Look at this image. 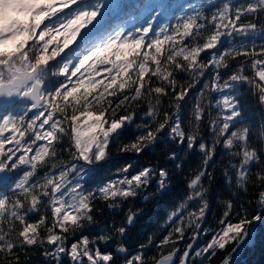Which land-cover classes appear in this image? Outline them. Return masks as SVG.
Segmentation results:
<instances>
[{"label": "snow or ice", "instance_id": "obj_1", "mask_svg": "<svg viewBox=\"0 0 264 264\" xmlns=\"http://www.w3.org/2000/svg\"><path fill=\"white\" fill-rule=\"evenodd\" d=\"M129 7L135 6L125 0H0V264H28L20 253L26 256L29 246L36 247L45 240L50 248L42 255L50 257L51 264H115L118 254H124L123 264H148L144 252L153 246L151 237L147 244L139 245L136 254H129L122 244L113 251H103L99 243H107L111 237L90 239L83 234L84 222H93L97 193L105 201L143 194L147 202L168 189L169 171L161 168L157 172L145 166L129 176L134 166L129 163L119 169L122 178L92 190L85 188V177L109 157L111 144H117L119 152L139 154L166 128H170L174 141H186L187 149H193L197 133L186 134L181 128L179 110L190 89L207 72L211 75L205 79L191 113L198 126L206 107L209 115L213 107L217 109L209 121L211 144H198L205 167L188 185L192 192L187 201H198L199 207L187 213L186 221L180 211L186 203L167 217L170 230L155 247H173L154 264H197L194 258L204 264L209 256L216 255L215 249L246 243L250 237L246 226L264 220V208L249 220L247 209L241 206L233 223L229 219L233 204L226 201L219 230L205 245L196 246L208 208L209 189L204 178L209 182L213 178L206 166L217 145L237 149L229 154L240 158L239 168L236 164L231 167L241 188L248 179L250 162L260 160L258 149L251 146L250 122L244 119L241 85L264 105V42L255 43L257 38L264 41V23H259L264 19V0H248L239 6L190 2L186 11L181 6L182 14L175 24L154 30V22L169 7L160 0L141 6L147 13L141 26L105 29L112 17L126 14ZM207 7L212 8L210 13ZM226 37L232 38L230 46L219 51ZM249 39L251 43L246 45L243 41ZM208 51L210 58L201 61V54ZM246 68L253 74H245ZM221 69L231 74L225 78ZM178 72H190L194 83L180 84ZM169 90V104L177 111H165L157 120L152 101L160 105ZM205 93L209 94L206 106L201 102ZM212 93L219 94L214 103ZM141 100L147 101L144 117L153 123L136 124L144 134L120 145V137L133 123ZM58 145L62 146L59 151ZM176 155L172 152L171 158L176 159ZM39 170H43L42 175ZM224 176L226 182L231 179L228 172ZM257 177L264 185V169ZM153 180L155 191L149 192ZM259 197L264 204V190ZM135 215L129 210L125 224L113 225L117 238L132 226ZM185 223L193 232L178 255L180 249L175 245L185 238ZM40 229L46 232L44 240L40 239ZM70 231L73 239L69 243L66 234ZM223 264H231V254L223 258Z\"/></svg>", "mask_w": 264, "mask_h": 264}, {"label": "trees", "instance_id": "obj_2", "mask_svg": "<svg viewBox=\"0 0 264 264\" xmlns=\"http://www.w3.org/2000/svg\"><path fill=\"white\" fill-rule=\"evenodd\" d=\"M129 7L126 9V14H122L116 17H112L105 26L106 30H116L118 27H123L126 30H131L133 27H138L144 24L147 16L146 12L142 11V5L149 3H158L160 0H125ZM168 5L159 18L154 22V30H159L161 25L175 24L176 17L181 15V6H184V10H187L188 3H195L198 5H212L218 6L223 2H229L232 6H239L246 4L248 0H163ZM207 13L212 11L211 7H207ZM259 23H264V19H261ZM259 35V34H258ZM231 37L224 38L223 46L219 48V51H223L224 47L230 46ZM239 39V38H237ZM246 45H250L251 40L243 41ZM264 41L259 38L255 43L257 46ZM211 52H205L201 54L199 58L201 61L206 62L210 58ZM235 63L233 62V67ZM222 74L227 77L231 74V71L225 72L221 69ZM245 74L252 75L253 72L250 68H246ZM211 75V72H207L204 79H201L200 83L195 84V87L191 88L187 97L181 102V108L179 110V117L181 121V128L186 134L195 131L197 133V143L193 149L188 150L186 141L181 144L178 141H174L170 135V128L162 130L157 134V139L148 147H146L139 154L134 152H119L117 151V144L110 145L109 157L96 165L85 177L84 186L88 190H92L97 186H103L106 182H110L113 179H120L122 175L119 173V169L127 166L129 163H133L134 166L129 169V176L135 174L140 168L148 166L156 168L157 172L161 169H167L170 173V186L161 195L150 199L145 202L142 198L143 194L138 195L135 198H128L127 200L116 199L105 201L100 198L97 193V199L94 201L93 207V222L89 225L85 221L86 227L83 229V234L88 235L90 239H94L100 235L111 237V239L105 243L101 241L99 247L103 251H113L119 245H123L128 250L129 254H136L139 245L147 244L150 237L153 240V246L149 247L144 252L145 260L148 264H154V261L159 259L162 255H167L172 250V245H165L163 248L155 247V244L170 230V226L167 223V217L171 212L180 208L182 203H186L187 206L184 209H180L181 214L187 220V213L189 211H196L199 207L198 201H187V196L191 195L192 190L188 187L191 179L194 178L197 171L201 170L205 166L203 165L204 154L198 149L199 142L203 141L211 144L212 132L209 125V121L215 118L217 109L212 108L209 115L206 107L205 114L199 125L191 117L192 109L194 108L196 98L200 89L203 86L205 79ZM176 79L180 84L187 85L194 83L192 74L190 72H178ZM159 84V81L156 82ZM155 86V85H154ZM242 95L241 104L245 122H250V141L251 146L258 149V156L260 160L256 162H250L248 168V179L241 188L240 185L235 183V169H232L231 165L236 164L239 168V157H232L229 153L237 149H225L222 145H217L215 155L209 161L207 170L212 174V180L209 182L207 177L204 178V186L209 189L207 194L208 208L206 214L201 221L202 229L199 239L196 241V246L200 247L210 241L211 235L218 231L220 228V219L225 209V202L231 201L233 204L232 215L229 217L231 222L235 223L238 220L236 215L241 210V206L247 209L248 219L254 215L261 214V209L264 208V204H261L259 192L264 190V185L261 184L257 177V172L264 169V105H261L255 95H253L246 85H241ZM211 99L214 103L218 98V93H212ZM209 94L205 93L201 102L203 105L208 104ZM172 99L171 90H169V96L161 98V104L155 105V99L152 103L157 109L156 119L162 118L163 112L168 111L174 113L177 110L174 106H170L169 101ZM139 107L136 111V116L132 124L125 128L123 134L120 137L119 144H127L135 141L137 135L144 134V129L137 130L136 124H148L151 125L153 121L144 117V113L148 111L147 101L141 100ZM174 105V101H173ZM144 117L143 119H141ZM191 121V122H190ZM235 130V129H233ZM58 151L62 149V146H57ZM175 152L176 159L171 158V153ZM64 158H67V154L63 153ZM179 165V166H178ZM40 175L43 174V170H39ZM228 172L231 175V179L226 182L224 173ZM156 181L153 180L147 191H155ZM113 207H109V205ZM131 210L135 213L134 223L131 227H128L126 233L117 238L115 235V228L125 224V216ZM32 220H35V215L32 216ZM186 231L185 238L178 241L175 247L180 249L182 254L183 249L190 242L188 237L192 234L193 229L188 227L185 223ZM250 230V237L246 243L241 245L239 242L230 243L226 250L215 249L216 255L209 256L204 261V264H223V258L231 254V264H264V220L252 221L248 226ZM204 232H207L205 235ZM40 239L44 240L46 232L44 229H40ZM69 237V243L72 242L71 231L67 233ZM177 237L174 234L173 239ZM95 247V246H94ZM45 248H50L47 245L46 240L43 244L36 247L29 246L24 252L20 253L22 261L27 259L28 264H51L50 257H43L42 253ZM236 249L233 252V249ZM197 264H199V259ZM124 254H118L115 264H123ZM66 264V262H65Z\"/></svg>", "mask_w": 264, "mask_h": 264}]
</instances>
